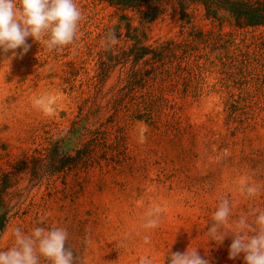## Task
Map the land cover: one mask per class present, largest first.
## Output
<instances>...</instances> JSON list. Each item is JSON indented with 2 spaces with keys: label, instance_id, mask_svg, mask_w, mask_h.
I'll use <instances>...</instances> for the list:
<instances>
[{
  "label": "rangeland",
  "instance_id": "rangeland-1",
  "mask_svg": "<svg viewBox=\"0 0 264 264\" xmlns=\"http://www.w3.org/2000/svg\"><path fill=\"white\" fill-rule=\"evenodd\" d=\"M75 2L83 19L73 45L48 52L29 37L22 58L9 64L0 55V187L11 173L1 195L0 249L14 246L16 227L25 235L62 228L74 264H139L141 257L167 264L169 252L193 249L210 264H245L243 254L229 259L228 248L239 217L252 225L254 212L264 211V26H238L226 11L212 18L198 4L184 19L169 7L147 21L104 0ZM110 31L117 43L107 49ZM127 34L145 36L153 48L185 45L166 63L133 65ZM132 68L145 76L130 90ZM149 92L158 97L151 117H135L134 104ZM46 95L56 97L52 115L35 105ZM83 128L106 131L109 146L88 162L50 171L51 140L70 131L66 147L75 154L89 138ZM244 184L257 186V195L248 197ZM223 198L231 214L216 244L208 227ZM155 207L159 227L146 229Z\"/></svg>",
  "mask_w": 264,
  "mask_h": 264
},
{
  "label": "clouds",
  "instance_id": "clouds-1",
  "mask_svg": "<svg viewBox=\"0 0 264 264\" xmlns=\"http://www.w3.org/2000/svg\"><path fill=\"white\" fill-rule=\"evenodd\" d=\"M83 12L75 0H0V55H5L3 61L13 57L22 58L31 48L27 38L39 42L48 52L62 51L73 45L77 40L80 21ZM117 43L114 32H109L105 47L110 49ZM19 50V52H17ZM11 53V55H7ZM45 114L52 115L55 110L56 97L41 96L35 101ZM147 129H140L139 142H145ZM243 191L248 197L257 195L259 189L252 184H244ZM160 207L151 209L150 217L144 228L159 227ZM231 203L227 198L221 199L212 216L208 227L210 241L222 244L226 235L223 231L229 223ZM254 221L250 225L247 217L241 216L234 224L235 233L228 248V258L237 259L243 254L245 264H264V211L254 212ZM45 216L39 218L43 223ZM252 229L248 235L246 229ZM14 246L0 249V264H74L73 251L65 244L68 233L62 228L36 227L30 235H25L19 227L13 231ZM147 241V237H145ZM139 264H151L147 257H141ZM167 264H210L197 249L186 250L183 253L169 252Z\"/></svg>",
  "mask_w": 264,
  "mask_h": 264
},
{
  "label": "trees",
  "instance_id": "trees-1",
  "mask_svg": "<svg viewBox=\"0 0 264 264\" xmlns=\"http://www.w3.org/2000/svg\"><path fill=\"white\" fill-rule=\"evenodd\" d=\"M111 6L116 7L120 10H132L141 12L144 18L149 21L159 13H164L169 7L174 11H177L182 19L189 17L187 10L190 6L194 4L202 5L207 16L212 18H220V13L226 11L234 20L235 24L238 26H252L260 27L264 26V0H104ZM126 18L125 14H122ZM127 29H130V23L127 24ZM130 39L133 40V44L130 49L125 52L126 56H130L133 65H136L139 61L144 60L148 62L153 60L155 62L166 63L167 61L176 58L178 50L184 46L181 42L177 43L174 41H168L162 44L158 48H153L149 45L143 43L145 36L140 37V35H130L127 34ZM111 60L114 58L113 55L108 56ZM101 74L107 70V62L103 63ZM147 72L146 74H148ZM145 74L140 69H133L126 79L128 88L133 90L137 86H142ZM102 79V78H100ZM141 97V96H140ZM142 100L137 101L134 104L133 113L135 117L142 118L145 114L149 117L152 115L149 107L156 102L158 97L149 92L147 95H142ZM120 105V101L114 100L115 111L116 105ZM113 116V114H112ZM151 117V116H150ZM86 133L80 134L84 135V138L89 137L85 142L82 143L81 148L76 149L75 154L69 153V149L66 147L67 140L70 139V131H66L65 134L60 135L58 138H53L51 140V145L47 148L49 151L48 159L46 163L50 167V171H62L66 168L76 166L80 161L88 162L93 159L96 155V149L102 146H109L110 143L106 142L107 132L100 130L99 128L95 130H89L87 128ZM80 130L78 129V133ZM69 133V134H68ZM89 134V135H88ZM68 135V136H67ZM112 151V150H110ZM103 156H106L107 152H103ZM40 161L44 158H39ZM22 163V162H21ZM45 163V164H46ZM23 164V163H22ZM27 169L26 162L24 164V169ZM20 169H23L20 168ZM36 167L33 168V171ZM11 173L6 172L2 176L1 187H0V208L1 205V195L9 187V176ZM7 211L4 210L0 212V231L3 230L7 221Z\"/></svg>",
  "mask_w": 264,
  "mask_h": 264
}]
</instances>
